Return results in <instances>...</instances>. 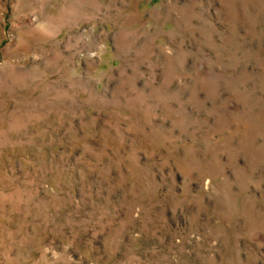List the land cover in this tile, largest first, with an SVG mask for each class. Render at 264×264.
Wrapping results in <instances>:
<instances>
[{"label":"rangeland","instance_id":"rangeland-1","mask_svg":"<svg viewBox=\"0 0 264 264\" xmlns=\"http://www.w3.org/2000/svg\"><path fill=\"white\" fill-rule=\"evenodd\" d=\"M0 264H264V0H0Z\"/></svg>","mask_w":264,"mask_h":264}]
</instances>
